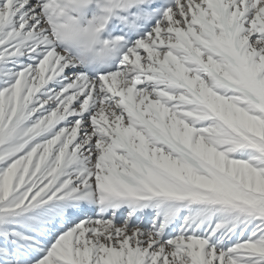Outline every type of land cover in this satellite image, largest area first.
<instances>
[{
	"label": "rangeland",
	"instance_id": "obj_1",
	"mask_svg": "<svg viewBox=\"0 0 264 264\" xmlns=\"http://www.w3.org/2000/svg\"><path fill=\"white\" fill-rule=\"evenodd\" d=\"M0 149V264H264V0H0Z\"/></svg>",
	"mask_w": 264,
	"mask_h": 264
},
{
	"label": "bare ground",
	"instance_id": "obj_2",
	"mask_svg": "<svg viewBox=\"0 0 264 264\" xmlns=\"http://www.w3.org/2000/svg\"><path fill=\"white\" fill-rule=\"evenodd\" d=\"M235 14V13H234ZM257 19V18H256ZM259 20V19H258ZM253 26V25H252ZM122 31H123V29H121ZM262 30V29H261ZM66 36H64V38H65ZM68 42V41H67ZM64 44H66V43H64ZM65 49H71L72 51H73V49H74V47H72V48H70L69 46H66L65 47ZM75 52V51H74ZM99 52V50L98 51H92V55H94L95 53H98ZM76 53V52H75ZM223 58V57H222ZM94 59H95V57H94ZM225 62V61H224ZM222 63V62H221ZM226 63V62H225ZM102 66H103V68H102ZM105 68H109V66H106V65H100V64H98V62L97 61H94V62H92V65L90 66V68H89V70H90V72L91 73H95V74H97L98 72H100V71H102L103 69H105ZM236 75V74H235ZM236 76H238V75H236ZM238 77H240V76H238ZM83 83V82H82ZM3 147V146H2ZM1 150V149H0ZM20 162V161H19Z\"/></svg>",
	"mask_w": 264,
	"mask_h": 264
}]
</instances>
